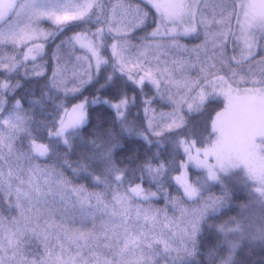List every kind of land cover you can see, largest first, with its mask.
Instances as JSON below:
<instances>
[{
    "label": "snow or ice",
    "instance_id": "obj_1",
    "mask_svg": "<svg viewBox=\"0 0 264 264\" xmlns=\"http://www.w3.org/2000/svg\"><path fill=\"white\" fill-rule=\"evenodd\" d=\"M0 264H264V0H0Z\"/></svg>",
    "mask_w": 264,
    "mask_h": 264
}]
</instances>
